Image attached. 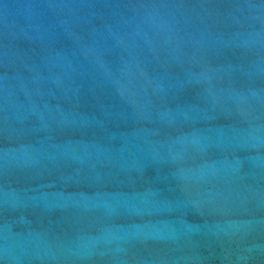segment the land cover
I'll return each instance as SVG.
<instances>
[{
    "label": "water",
    "instance_id": "water-1",
    "mask_svg": "<svg viewBox=\"0 0 264 264\" xmlns=\"http://www.w3.org/2000/svg\"><path fill=\"white\" fill-rule=\"evenodd\" d=\"M0 264H264V0H0Z\"/></svg>",
    "mask_w": 264,
    "mask_h": 264
}]
</instances>
